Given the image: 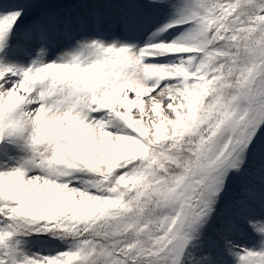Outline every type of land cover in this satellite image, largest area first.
Returning <instances> with one entry per match:
<instances>
[{"label": "snow or ice", "instance_id": "obj_1", "mask_svg": "<svg viewBox=\"0 0 264 264\" xmlns=\"http://www.w3.org/2000/svg\"><path fill=\"white\" fill-rule=\"evenodd\" d=\"M0 264H264V0H0Z\"/></svg>", "mask_w": 264, "mask_h": 264}]
</instances>
